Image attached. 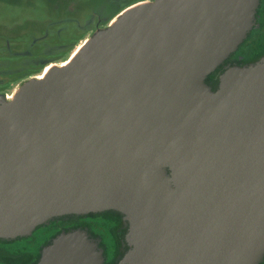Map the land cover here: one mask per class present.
I'll return each mask as SVG.
<instances>
[{"label":"water","instance_id":"water-1","mask_svg":"<svg viewBox=\"0 0 264 264\" xmlns=\"http://www.w3.org/2000/svg\"><path fill=\"white\" fill-rule=\"evenodd\" d=\"M259 1L158 0L0 98V239L115 211L128 246L116 264H260L264 56L205 82L256 27ZM103 262L78 228L36 264Z\"/></svg>","mask_w":264,"mask_h":264},{"label":"rangeland","instance_id":"rangeland-1","mask_svg":"<svg viewBox=\"0 0 264 264\" xmlns=\"http://www.w3.org/2000/svg\"><path fill=\"white\" fill-rule=\"evenodd\" d=\"M136 1L0 0V96L15 100L30 81L74 61L83 45L115 24L107 25L122 7ZM13 69L19 72L2 82L1 73Z\"/></svg>","mask_w":264,"mask_h":264},{"label":"trees","instance_id":"trees-1","mask_svg":"<svg viewBox=\"0 0 264 264\" xmlns=\"http://www.w3.org/2000/svg\"><path fill=\"white\" fill-rule=\"evenodd\" d=\"M256 27L229 57H242L240 65L255 63L264 56V0L259 1L256 10ZM220 67V66H219ZM219 67L209 75L213 79ZM113 212L116 217H102L93 214L87 216H63L54 218L48 224L38 226L31 236L14 240H0V264H36L40 250L61 231L85 229L92 238H102L110 247L117 244L126 228L122 225V215ZM95 237H93V236ZM40 238L38 242L37 239ZM118 262V261H117ZM115 262L114 264H116ZM260 264H264V258Z\"/></svg>","mask_w":264,"mask_h":264},{"label":"flooded vegetation","instance_id":"flooded-vegetation-1","mask_svg":"<svg viewBox=\"0 0 264 264\" xmlns=\"http://www.w3.org/2000/svg\"><path fill=\"white\" fill-rule=\"evenodd\" d=\"M142 3V2H150L152 3L153 5L157 4L158 0H140V1H136L134 3H129L128 5H125L124 7H122L115 15L114 17L107 23V25H113L114 23H116L120 18V13L121 11H123L124 9H126L127 7L129 6H132L136 3ZM256 16V15H255ZM117 18V20H115ZM114 19V20H113ZM109 25V26H110ZM108 27L106 26L105 30L107 29ZM104 30V31H105ZM240 46V45H239ZM237 51V50H236ZM235 51V52H236ZM242 63V57L241 56H237L236 58L234 59H231V57H228L219 67V70H218V74L216 75V77H214L213 79H209V76L206 78V84L212 89V90H216L217 89V86H218V79H219V76L220 74L229 66H232V65H240ZM217 67V68H218ZM216 68V69H217ZM17 72H19L17 69H13L12 71H10L9 73H5V72H2L1 73V81L4 82V81H7L10 77L14 76L15 74H17ZM42 77L39 76L38 78ZM13 83V82H12ZM0 98L4 99V100H7V97L4 95L0 96ZM93 215H96V216H102V217H116V215L111 212V211H104V212H100V213H96V214H93ZM84 216H87V215H84ZM122 220V225H123V228H126L127 229V224L126 222L123 220V218L121 219ZM126 229L125 231L123 232L122 234V237L121 239L119 240V242L117 244H114L113 243V246L110 247L102 238H99V237H95L94 239H96L98 241V247L102 250V256L104 258V262L103 264H114L115 262H117L121 257L122 255L127 251L128 249V246L125 242V233H126ZM93 236V235H92ZM94 237V236H93ZM1 240V239H0ZM262 262V261H261Z\"/></svg>","mask_w":264,"mask_h":264},{"label":"bare ground","instance_id":"bare-ground-1","mask_svg":"<svg viewBox=\"0 0 264 264\" xmlns=\"http://www.w3.org/2000/svg\"><path fill=\"white\" fill-rule=\"evenodd\" d=\"M151 6H153V4L150 3V2H142V3H139V4L133 5V6L129 7V8H127V9L122 13L121 18L124 17V16H126V15H128V14H130V13H131L132 11H134V10H138V9H142V8H147V7H151ZM84 46H85V45H83L82 48H83ZM75 53H76V52H75ZM72 57H73V56H72ZM72 57L70 58V60L72 59ZM70 60H69L66 64H64V65H61V66H55V69H56V70H60V69H63V68H65V67L69 66V64L71 63ZM48 76H49V73H48V71H47L42 77L37 78L36 80H32V81H30V82L41 81V80H44V79H45L46 77H48Z\"/></svg>","mask_w":264,"mask_h":264}]
</instances>
